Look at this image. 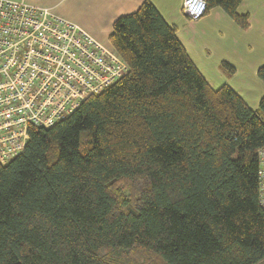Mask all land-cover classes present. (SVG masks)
<instances>
[{"label":"trees","instance_id":"1","mask_svg":"<svg viewBox=\"0 0 264 264\" xmlns=\"http://www.w3.org/2000/svg\"><path fill=\"white\" fill-rule=\"evenodd\" d=\"M242 1L206 0L205 14L246 29ZM177 32L149 0L120 16L110 42L127 74L0 162V264H131L134 249L163 264L264 260V97L255 111L212 88Z\"/></svg>","mask_w":264,"mask_h":264},{"label":"built area","instance_id":"2","mask_svg":"<svg viewBox=\"0 0 264 264\" xmlns=\"http://www.w3.org/2000/svg\"><path fill=\"white\" fill-rule=\"evenodd\" d=\"M206 10V0H182L189 19ZM128 70L114 49L52 9L0 0V162L6 164L24 150L30 127L54 126ZM259 164L264 207V148Z\"/></svg>","mask_w":264,"mask_h":264},{"label":"crops","instance_id":"3","mask_svg":"<svg viewBox=\"0 0 264 264\" xmlns=\"http://www.w3.org/2000/svg\"><path fill=\"white\" fill-rule=\"evenodd\" d=\"M52 9L57 15L75 23L99 44L112 48L110 35L120 16L136 11L146 0H26ZM166 21L178 28V38L201 74L214 89L232 87L253 109L258 110L264 97V83L258 70L264 66V0H243L240 14L249 16V27L243 29L221 8H213L198 19L192 32L180 30L182 0H149ZM180 11V12H179ZM182 17H181V16ZM186 18V17H185ZM192 27V26H191ZM223 62L234 67L226 73ZM264 264V260L260 263Z\"/></svg>","mask_w":264,"mask_h":264},{"label":"rangeland","instance_id":"4","mask_svg":"<svg viewBox=\"0 0 264 264\" xmlns=\"http://www.w3.org/2000/svg\"><path fill=\"white\" fill-rule=\"evenodd\" d=\"M181 15L180 16L182 18H181V20L178 21V25L180 26L181 32H183L182 28H186L187 30L192 32L193 27L196 26L197 23L196 22H193V23L192 22L191 23L188 22L187 17L183 14V12H182ZM115 187H117L118 192L122 196L130 194L128 186L124 182H118L115 185ZM128 257H129V259L131 261V264H137V263H140V264H163L161 261L157 260L154 256H149V255L145 254L144 251H142L140 249L132 250L130 252V254L128 255Z\"/></svg>","mask_w":264,"mask_h":264}]
</instances>
